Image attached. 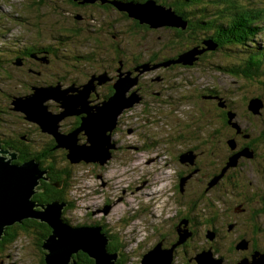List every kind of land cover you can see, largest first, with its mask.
I'll return each instance as SVG.
<instances>
[{
	"label": "rangeland",
	"instance_id": "obj_1",
	"mask_svg": "<svg viewBox=\"0 0 264 264\" xmlns=\"http://www.w3.org/2000/svg\"><path fill=\"white\" fill-rule=\"evenodd\" d=\"M67 1L68 0H0V54L4 56L3 59H1V65L8 68L7 60L14 57V55L17 54V51L27 48V45L30 43L47 45L51 50L58 48V54H70L69 52H71L70 55L73 56V51L75 53L90 51L94 38L89 37L96 35L95 39L100 38L102 44L93 51H97L99 54H105V56H107V54H111V47L109 44L111 40L114 43L117 41L122 42L124 40L125 23L129 24V22L120 19L119 15L114 10L101 11L91 5L80 8L72 6ZM153 1L154 0H151V2ZM262 1L264 0H235L239 6L253 4L258 8L264 7V4H260ZM116 2L120 5L119 8L121 9H125L128 3L124 0H117ZM216 5L221 6L222 4L219 0H205L199 4L198 8L199 10L205 8L208 13L213 14ZM76 16L81 18V20H75ZM190 16L192 18V15ZM193 18L200 23L205 21L198 11L194 12ZM107 25H113L112 27L115 29V32L110 30L109 33H107ZM200 29H204L203 26H200ZM69 31L71 33H69ZM169 33V31L163 29L157 30L154 39V34L152 35L151 46L154 45L153 40L161 46L163 42H166ZM59 35L69 36L68 40H70V43L67 45L66 43H56L55 38ZM205 36L206 35H202L200 37L203 38ZM258 39L264 41V34L255 38L256 41H259ZM116 46V44H113L112 48ZM152 48L154 51L157 50L154 46ZM177 48L178 46H175L166 50L171 51ZM226 48L228 51L221 49L214 55H210L209 59H207V57L204 58L201 63L203 68L201 69L182 70L174 74H167V81L163 84L154 85L150 83L149 79H147L146 84H150V88H145V90L142 88L141 92L145 103L143 105H137L130 113L123 116L121 121L128 127H132L134 123L139 122L138 125L136 124L133 126H137V130L143 128L152 134L154 138L150 139V142L154 141V144L150 145L147 142H143L146 147L141 148L143 149V152L137 153L134 150L132 152H125L124 155H119L118 159L109 166V171V168H107L101 172V174H104L105 176L104 181L106 182V185L104 187L101 186V180L92 179L94 176L89 178L83 176L89 168L84 170L83 168H73L71 170L73 176L70 180L71 185L69 188V201H72L73 209L70 212L71 217L69 218L73 219L75 222L81 223L85 213H88V215L85 216H88L86 221L89 222H92L91 220H96L97 218H102L103 220H101V222H107V224H114L117 221L114 226L115 229L112 225L111 228L114 232H117L119 236L123 237V242L125 244H131V246H133L134 240H143L142 238L147 232H155L157 234L163 233L164 235H162L166 237L168 242V238L173 240V235L169 232L174 223L173 217L178 214V211H187V209H185V204L187 207L189 205V202H187L186 198H183V195V197H179L178 194L175 195L174 192H172L173 184L178 182L174 177L175 168L173 167V162H169V160L171 161L174 157H177L179 153V149H175V147L180 144L185 145L183 148L193 146L191 142L195 140L198 143L201 142L198 145L200 149H202L200 146H203V144L205 146H210L211 143H213L212 147L221 150V139L226 133V129L223 127L221 123L222 121L219 117L220 112L217 111V109L215 110V105L201 100L200 97L203 96V94H207L204 90L211 87L215 88V91L220 96L228 100L232 109L237 114V120L240 123H243L247 127L248 132L253 136H256V132L259 133L264 128V107L261 110L262 115L259 118L249 119L246 110V103L252 97H259L264 102V87L260 84V81L256 79L254 82H251L252 80L249 81L243 78H236L223 73L214 67L215 65H220L229 68L235 66L238 62L242 64L243 60L246 59L242 52H231V50L237 51L238 49L234 50L229 46ZM121 53H125L127 59L131 61L132 58L141 56L143 49L131 46L130 43H121L118 47L117 54ZM170 54H172V52ZM102 61L103 60H101V62ZM63 62L64 60L61 57L55 59L53 64L55 70L63 68ZM115 68L116 67L113 65L112 73L114 76L117 74ZM100 71V74L98 73L97 77L105 79V74ZM145 71V69H142L135 79H138L139 75ZM162 72H164V70L159 68L155 72L146 74V77L163 76ZM10 73L13 80L9 81L10 85L7 86L5 90L9 92V95L26 94L28 90L20 87V83L15 82L14 78L16 75L12 69H10ZM113 75L109 74V76ZM28 76L30 75L27 73L18 75L17 79L29 82V78H27ZM164 76L166 77V72H164ZM123 78L127 79L125 76H123ZM93 80L94 79H91L87 83V89L95 87V84L93 85L92 82ZM35 81L37 80L34 78L31 79L33 84ZM1 83L2 79H0V86ZM126 83L127 86L124 84L121 89L125 96H130L133 92H136L137 94L139 93L135 88L137 84L131 82V80L126 81ZM160 89H162L160 98L151 95L153 92H161ZM130 90L134 91L130 93ZM85 93L86 91L82 90L81 94H74V96L77 95L76 97H78L77 99L72 100L77 104V110L87 109V98ZM171 93L175 95L184 94V100L179 105H177L176 99L174 98V101L176 102L175 110H177V112L174 110H167L168 101L173 99L170 95ZM31 95L33 96V93ZM69 95L71 96L73 94L69 91ZM0 98L1 101H4L3 98L7 100L3 95H0ZM37 99L40 100L41 97ZM46 100L47 102L48 100L54 102L51 97H48ZM62 109L63 111L60 113L63 114L65 109L63 107ZM95 110L96 109H94V111ZM143 111H146L149 116H144V114H142ZM175 112L177 115L173 118L172 116H174ZM18 113L24 112L17 110L14 111V113L11 112V114H3V119L6 118L5 122L12 127L11 130H16L18 127L20 121L18 118L20 115H18ZM166 113L171 116L169 118L170 120H175V131H177L179 135L184 136L183 140L169 146L170 153L173 151L169 156L167 151L164 150L166 147H162L158 138H166L162 134L164 126L160 123L159 118ZM119 115L120 113L116 116L105 115L104 117L107 118L103 121H107L102 124L100 130L105 129L108 123L110 124L107 126L110 128L116 121L115 118H118ZM39 116L41 119L43 117L44 120L49 122L48 128H51L55 122L58 124L60 122V117L61 119L64 118V116L52 118L51 116L45 115L42 110L39 111ZM188 118H190V120L193 118V123L190 125L187 124ZM85 119H87V116ZM143 119H147L146 122H144ZM20 124H22L21 121ZM122 132L125 133V130L121 129V133ZM10 133L11 132H9V134ZM134 136L136 135L134 134ZM119 139H122V141L126 139L127 141H130L129 143L136 141V138L133 136H122V134ZM71 140L70 145L73 146V139L71 138ZM106 142H108L107 139ZM162 143H165V141H162ZM99 144L102 145V142ZM108 147L110 146H107V148ZM255 147L258 151H255V158H253V160H244V167L242 168V172H240V176L242 177L243 175V177L246 178L247 185L243 184L246 186H243L240 191L234 192L233 194H227L225 195V198H223V202L227 203V206L223 209H226L230 214L229 222L235 223V228L229 233H226L225 231L227 229L226 225L223 226V228H220L221 232L223 231V234H225V238L221 241L222 243L219 244V251L223 256L226 253L228 244H236L241 241L239 238L241 233H247L248 236H254L252 233L256 227L259 229L256 236L259 239L264 238V213L262 211L264 209V144L257 142ZM222 152L225 157L228 156V150L222 149ZM150 159H152V161H149L150 164H147V161ZM201 165L203 166L204 163ZM85 167L90 166L85 165ZM203 168V170H205L206 166H203ZM186 170L187 168H185L182 173H185ZM90 171H92V168ZM91 174L94 173L91 172ZM183 176L185 175H181V177ZM142 181L146 184L141 191L137 192L134 186H141L142 183L140 182ZM86 185L92 187L87 189ZM248 185L251 189L248 188ZM92 189L94 190L92 191ZM209 189L210 188L206 189L207 191L205 192L207 193H205V195H213L211 192H215L218 188L214 190ZM227 189L231 190L230 187H227ZM190 190L198 192L199 189L191 188ZM253 191L260 196H252L251 194ZM222 194L225 193H219L216 196L220 197ZM103 199H105L107 203L112 202L109 206H106L108 211L114 205L109 214H105L106 212L104 213L101 209L95 211L97 204L101 205L104 201ZM259 202H261L260 205ZM241 205L245 208L249 207L252 210L255 209L256 211L261 207L258 211L261 212V215H257V219L252 217L250 220L246 215L241 217L234 216L233 212ZM142 206L144 209L141 212L135 211L136 209L141 210ZM212 208L218 209L217 203H213ZM201 209H204V206H201V203L198 202L197 210L200 211ZM94 211L95 215L92 216L91 213ZM131 214H134L135 216L131 218ZM161 222L164 228L158 227ZM164 222H167L169 226ZM129 223L131 224L129 225ZM218 224H220V220ZM71 227L75 228L78 226ZM32 240H34L33 236L28 237L25 234L20 235V238L15 243L7 246L6 249L0 253V264H2V262L3 264H36L38 253L36 252ZM192 243L193 246L198 248V250H201V243L198 242L197 239H194ZM204 252L206 253V250L202 251V253ZM187 256L192 257L191 251ZM185 257L186 256L182 252H179L176 258L177 263L184 264L182 258ZM230 257H234V259H230L234 261L235 253H231ZM213 258L215 259V257ZM137 259L138 255H134L131 257L130 263L128 264H131L134 261L136 262ZM168 263L167 258L158 261V264Z\"/></svg>",
	"mask_w": 264,
	"mask_h": 264
},
{
	"label": "flooded vegetation",
	"instance_id": "obj_2",
	"mask_svg": "<svg viewBox=\"0 0 264 264\" xmlns=\"http://www.w3.org/2000/svg\"><path fill=\"white\" fill-rule=\"evenodd\" d=\"M160 1V0H155ZM81 1L78 0V6L77 7H87L90 5H86L80 3ZM104 3V2H103ZM138 4L142 2H136ZM102 4V3H100ZM106 4V3H104ZM159 5V4H158ZM172 10V9H171ZM185 14V13H184ZM180 17V16H179ZM79 18V17H77ZM182 21L186 23L184 27V33H192V28H199L197 26V20L194 18H188L183 19L180 17ZM164 27V26H163ZM163 27L155 28L156 31L159 29H163L165 31H169V37L167 38L168 48L171 49L175 46H178L175 50H163V48L159 45V43L154 42V47L157 48V50L154 51L151 46L152 42V35L154 34L153 31H150V29H144L147 30V33H145V38L143 41L138 43L133 42V40H130V38L124 34V40L117 41L114 43L112 40L109 43L111 47V54H99L97 51H93L95 48H97V45H100L101 43L100 38H96L95 36H91L89 38H94L93 44L91 46L90 51H84V52H78L75 53L72 52L73 56L70 54H58L59 49L54 48V50H51L47 45H40L35 43H30L27 45V48H24L22 50H19V54H15L14 57L11 59H8L7 65L8 68H5L1 65L3 59V55L0 54V79H2V83L0 86V95H3L7 98L4 101L0 100V157L4 158L5 160L11 161V164L14 165H20L28 161H35L40 170L44 172V177L42 179H39L38 186L35 190V195H33V201L38 205L36 208L37 211H39L41 208V205H47L50 204V202H58L61 204L62 210H61V220H63L65 223L71 226H87L93 228H98L99 231H102L106 237H107V251L110 254L115 255L116 259L114 260L115 264H128L130 263L131 257L134 255H138V259L136 262H132L131 264H141V259L143 255L151 251L156 245L161 246L162 250H170L171 252V262L170 264H178L177 263V256L179 252H182L186 257L182 258L184 261V264H196L195 258L199 253L202 251H211L213 257L215 259H221L222 264H238L239 262L243 260H248L249 262L252 261V257L258 253L259 255L264 254V238L259 239L255 233H252L254 236H248L247 233H241L239 236L241 241H245L247 243V246L245 249H236V246L239 242L236 244H228L226 253L221 255L219 251V244H221L222 240L225 238V234H223V231L221 232L220 228H223V226L226 225L227 229L225 230L226 233L231 232L235 228V223L229 222L230 214L227 212L226 209H223L227 206L226 202H223V198H225V195L227 194H233L234 192L240 191L243 186L245 187L246 184V178L240 176V172H242V168L244 167V160L246 159H252L256 156V138H258L259 133L256 132V136H253L251 133L248 132L247 127L240 123L237 119L236 112L232 109L230 103L228 100L224 99L222 96H220L217 92L212 93L208 92V89L206 88L204 91L207 92V94H203L201 96V100L210 102L215 105V110L220 112L219 117L222 121L223 127L226 129L225 135L221 139V150L215 149L213 146V143H211L210 146H200L202 149L199 148V144L201 142H196L195 140L192 143L193 146H188L183 148L185 145L180 144L175 149H179V153L177 157H174L170 163L173 162V167L175 168L174 171V177L178 182L175 180V184L172 186V192H174L175 195H179V197L182 196L183 198H186L187 202H189V205L185 204V209L187 211L181 212L178 211V214H176L173 217V226L169 230L170 233L173 235V240L168 238L169 242L166 240V237H164L162 234H157L155 232L149 233L142 238L143 240L133 241V246L131 244H125L123 242V237L119 236L117 232H114L112 227L115 229V222L114 224H107V222L102 223V218H97L96 220H91L92 222L86 221L88 219V213H85L84 217L82 218L81 223L75 222L73 219L69 218L71 217L70 212L73 209L72 207V201H69V188L71 184H69L68 187L65 186V183H70V180L72 179L73 173L71 170L73 168H89V170L86 172V174H83L84 177L89 178L93 177L92 179L101 180V186L104 187L106 185L105 176L104 174H101V172L107 168L108 171L110 170V165L118 159L119 155H124L125 152L128 151H134L137 153L143 152L141 148H146L143 142H147L150 145L154 144L153 142H150V139H153V135L150 134L147 130L141 128L140 130H137V126L139 122L134 123L132 127H128L124 125V122L121 121V118L128 113H130L137 105H143L144 98L142 95V88L145 90L150 88V84H146L147 79L150 80V83L157 85V84H163L167 81V74H174L182 70H198L203 68L202 67V60L207 57L209 59V56L216 50H219V44L211 39H203V42L212 41L216 44L215 50H209L206 51L207 46L205 44H202L200 46L199 42L195 41L193 43V37L188 34H181L177 32L175 27H169L167 29ZM190 27V28H189ZM177 28H179L177 26ZM189 28V29H188ZM154 29V28H153ZM189 31H188V30ZM183 30V29H182ZM155 31V32H156ZM107 33H109L107 29ZM179 33V34H178ZM211 34V33H210ZM208 34V35H210ZM109 35V34H108ZM206 35V36H208ZM69 36L66 35H59L55 38V42L58 44L66 43L69 44L70 40H68ZM209 38V37H208ZM182 40L184 43V47L181 45V47L177 44L180 43L179 41ZM99 42V43H98ZM121 43H130L131 46L138 47L140 49H143V53H141V56L132 58L131 61L127 59L125 56V53L117 54L118 47ZM202 43V42H201ZM113 44H116L117 46L114 47L115 50H113ZM51 45V44H50ZM65 45V46H66ZM31 46L35 48L32 49L29 53V50L31 49ZM45 50H40V49ZM197 48L199 51H204L201 54L195 55V58L188 64H184L179 60V57H181L183 54L189 52L190 50ZM63 49V48H62ZM172 52V54H170ZM206 52V53H204ZM218 52V51H217ZM216 52V53H217ZM29 53V54H28ZM204 53V54H203ZM147 54V55H146ZM131 55V54H128ZM61 57L63 62V68L55 70L53 64L54 60ZM105 59V60H104ZM101 60H103L101 62ZM101 62V63H100ZM107 63V64H106ZM156 63V64H154ZM113 65L116 67V75H113ZM3 67V68H2ZM210 67V66H209ZM159 68L163 69L164 72H166V77L164 76H149L146 77V74H150L152 72L157 71ZM10 69L13 70L15 76V82L20 83V87L27 89L28 92L26 94H19V95H9V92L5 90L7 86H9V81L13 80L11 77ZM102 69V70H101ZM145 69L146 71L141 73L139 75L138 79H135V77L138 75V73ZM217 69V68H216ZM101 70V71H100ZM87 71V72H86ZM92 71H98V72H92ZM102 72L105 77V79H101L97 77L98 73ZM221 71V70H219ZM223 72V71H222ZM28 74L27 78H29V82L21 79H17L18 75L22 74ZM224 73V72H223ZM100 74V73H99ZM109 74H112L113 76H109ZM228 74V73H227ZM230 75V74H229ZM127 77V81L133 82L136 81L135 88L139 91L137 94L136 92H133L130 96H125L126 98L135 96L138 100V103H130L132 104L128 109L123 110L118 118H116V121L114 122L113 126L106 130V135L108 136V146H111L109 149V158L106 161H101V152L102 147L99 144L96 143L95 151L99 152V160H97L98 157L95 159H82L78 161L77 163L71 162L69 159V148L64 147L59 142L57 144V140L54 135L44 132L42 127L39 126L37 122L31 121L27 119V116L24 113H18L20 117V121L22 124H18V127L16 130H11L12 127L9 124H6L5 119H3V114H11V112L14 113V111H17L15 108V103L21 101H25L27 97H31L32 93L34 94L35 91L41 89V90H47L46 94L41 97L40 101H42V105L44 108H46L48 113H52L54 115H61L63 111L61 103L56 101L53 96L50 89L56 88L60 89L61 91H68L65 89H69V91L74 95L81 94V91H86V106L92 110V112H89L88 109L84 110H77L75 109L72 111L73 113L71 115L63 114L61 116H64L63 119L60 120V122L57 124V135L62 134L65 136H68L70 134H75L74 137L76 140V145L80 146L81 148H88L92 146V143L88 140V129L86 130L84 128V123L87 120H85V117H89L88 113H91L92 115H96L98 112L97 109L100 108L104 103L109 101L115 93L114 86L116 85L117 80L120 77ZM3 77V78H1ZM34 78L35 83L33 84L31 82V79ZM94 79L93 85L95 84V87H92L90 89H87V83ZM99 81H98V80ZM145 84V85H144ZM60 86V87H59ZM97 86V87H96ZM62 87V88H61ZM100 88V89H98ZM92 89V90H91ZM99 90V91H98ZM154 90V89H153ZM162 89H160L161 91ZM68 91V92H69ZM134 90H130V93ZM162 94L161 92H153L151 94L153 97L160 98ZM128 95V94H127ZM173 99L171 101H168V107L167 110H175L176 102L177 105H179L184 100V94H170ZM51 97L53 101L47 102V98ZM174 98L176 99V102L174 101ZM252 98H259V97H252ZM250 98V99H252ZM1 99V98H0ZM249 99V100H250ZM261 99V98H260ZM46 100V101H45ZM246 103V110L248 113L249 119L251 118H259L262 115V112L260 111V115H254L248 110V102ZM262 100V99H261ZM45 101V102H44ZM44 102V103H43ZM263 102V100H262ZM17 103V104H18ZM25 103V102H24ZM73 103V102H71ZM264 107V102H263ZM94 109H96L94 111ZM263 109V108H262ZM20 111V110H18ZM84 111V112H83ZM65 112V111H64ZM175 112L173 118L177 115ZM154 113V112H152ZM233 113L234 119L232 120L233 123H236V125L239 128V132L231 127L229 124V118L228 114ZM47 115V113H45ZM144 116H149L148 113L143 111ZM49 115V114H48ZM47 115V116H48ZM171 116L168 115V113L163 114L160 116V123L163 124L164 130L162 134L166 137L165 139L158 137L160 144L162 147H166L164 150L167 151L168 156L172 154L173 151L169 150V146L178 143L180 140H183L184 136L179 135L177 131L174 129L175 120H170ZM188 117V116H184ZM53 118V117H52ZM56 118V117H54ZM191 118V117H190ZM188 118L187 124L193 123V118L190 120ZM95 120V118H94ZM147 119H143L144 122H146ZM173 122V123H171ZM102 124L103 122L100 120V122H96ZM170 123V124H169ZM46 126V124L44 123ZM171 125V126H170ZM91 128H95L94 124L91 123ZM105 128V127H104ZM100 131V135H103V130H100V128H97ZM121 129L125 130V133H121ZM174 131H173V130ZM94 131V130H93ZM9 132H11L9 134ZM59 132V133H58ZM97 132V130H95ZM127 135V136H133L136 138V141H133L129 143L130 141H127L126 139L122 141V139H119L120 135ZM134 134L136 136H134ZM64 136V137H65ZM102 138V137H101ZM119 139V140H118ZM122 143H121V141ZM162 141H165V143H162ZM229 141H233L234 149H231L230 145L228 144ZM70 142V140L68 141ZM61 145V146H60ZM68 145V144H67ZM60 146V147H59ZM66 146V145H65ZM69 146V145H68ZM107 148V147H106ZM222 149L228 150V156L225 157ZM248 149L250 153V157H246L244 150ZM34 151H40L42 155L45 157V159L39 160L36 156L30 155L28 153L34 152ZM163 152V151H162ZM23 154V155H22ZM232 154V155H231ZM27 155V156H26ZM41 155V157H42ZM238 155L236 164L234 166L228 167L222 177L217 181L215 185L209 187V184L214 180V178L219 177L222 170L227 166L229 163V160L234 156ZM23 157L25 160L24 162L19 163L20 158ZM149 161H152V159L147 161V164H150ZM90 162V163H89ZM164 162V161H163ZM179 165H178V164ZM204 163L203 166H206L205 170H203V166L201 165ZM85 165H88L90 167H85ZM85 167V168H84ZM92 168V171L90 169ZM179 168V169H178ZM187 168L185 173H182L184 169ZM178 170V171H177ZM93 172L94 174H91ZM58 173V174H57ZM244 173V172H243ZM56 174V176H55ZM61 175L62 177L66 178L67 180H58L57 176ZM181 175H185L181 177ZM218 175V176H217ZM201 179V180H200ZM56 180V181H55ZM140 185H135V190L141 191L144 186L145 182ZM246 184V185H243ZM87 186V189L92 186ZM140 186V187H139ZM249 186V185H248ZM227 187H230L231 190L227 189ZM191 188H198V192L191 191ZM217 189L213 193V195H205L206 189ZM209 189V190H210ZM94 189H92L93 191ZM191 191V192H190ZM87 192V191H83ZM91 192V191H90ZM217 192V193H216ZM60 193L62 195V200L58 199L57 197L60 196ZM219 193H225L222 194L220 197H217L216 195ZM43 198V201L38 200L37 197ZM257 197H259V194H255ZM254 195V196H255ZM253 196V195H252ZM191 197V198H190ZM171 198V196H170ZM103 203L101 205L97 204L96 210H102L105 214H109L111 210L113 209L114 205L109 209V211L106 209V206H109L111 203H107L105 199H103ZM96 202V201H94ZM198 202L201 203V206H204V209H201L200 211L197 210V204ZM213 203H217V207L220 205L221 207L218 210H214L212 208ZM261 202H259V205ZM96 205V204H95ZM261 207H259L260 209ZM144 209V207H141V210L136 209V212H141ZM95 211L91 213L92 216L95 215ZM134 211V210H133ZM256 210H253L251 213H253V216L251 215V218L256 216ZM69 212V213H68ZM247 212V208L243 207L241 205L239 208L235 209L233 212L234 216L239 217L240 214H243ZM255 212V213H254ZM236 213V215H235ZM135 215L131 214V218H133ZM215 216V218H213ZM215 219L214 221H210V219ZM239 219V218H237ZM29 221H33L35 223V226L30 230V236H33L35 239V243L41 239L42 232L44 231V226L46 223L40 222L35 219H28ZM220 220V224L219 223ZM27 221V220H26ZM24 222V221H23ZM166 223L167 226H169ZM228 223V224H227ZM131 223H129L130 225ZM232 227L229 229V227ZM158 227L164 228L162 222ZM239 228V227H238ZM187 231L190 233L189 237L180 245L175 246V244L179 240V232L181 231ZM101 233V232H100ZM167 233V232H166ZM212 233L213 238L212 241L208 240V234ZM212 237V235H211ZM194 239H197L198 242L201 243V250H198L195 246H193ZM112 244V247H111ZM175 246V247H174ZM39 247V245H38ZM40 249L42 250L41 246ZM38 250V260L36 264H40V251ZM36 250V252H37ZM43 251V250H42ZM191 251L192 257H188L187 255ZM44 252V251H43ZM83 252V251H79ZM74 253L70 258V263L74 262L75 264H85V262H89L88 259H85V255L82 253ZM231 253H235V260L232 261L230 259H234V257H230ZM220 254V255H219ZM228 258V259H227ZM91 260V259H90ZM3 264V262H2Z\"/></svg>",
	"mask_w": 264,
	"mask_h": 264
},
{
	"label": "water",
	"instance_id": "obj_3",
	"mask_svg": "<svg viewBox=\"0 0 264 264\" xmlns=\"http://www.w3.org/2000/svg\"><path fill=\"white\" fill-rule=\"evenodd\" d=\"M82 4L85 3H95L100 1V3H108V0H80ZM104 2V3H103ZM120 7L117 2L109 1ZM138 8V9H137ZM131 17L140 20L142 23L148 24L151 28H158L163 26L168 27H182L184 28L186 23L182 21L180 17H177L174 12L163 6L157 5L154 1H147L143 4L129 2L125 9ZM207 46V50H215L216 44L212 41H207L204 43ZM203 50H198L196 48L190 50L189 52L183 54L179 57V60L184 64L190 63L195 55L201 54ZM128 80V79H127ZM123 77H120L116 85L114 86L115 93L114 96L104 103L100 108L97 109L96 115L89 114L87 117V123L85 121L84 128H88V140L92 143L91 147L81 148L76 145L75 134H70L65 136L62 134L57 135V124H53L51 128H48L49 122L44 120V118L39 116V111L42 110L43 113H47L51 117H60L61 115H54L48 113L46 108L43 107L42 101L37 98L43 97L46 94L47 90H37L31 97H27L25 101L16 102L15 108L24 112L27 116V119L37 122L39 126L42 127L44 132H48L55 136L57 142H59L64 147L69 148V159L73 163H77L82 159H95L99 160V152L95 151L96 143L102 142V152H101V161H105L109 158V149L105 148L109 144L108 136L106 135V130L109 129L106 125L105 130H103V135H100V131L97 128H101L100 120L104 123L107 120L103 121L105 115L116 116L118 113H121L124 109L129 108L132 104L135 103L137 98L133 95L126 98L121 91L124 84L127 86V81ZM133 83H136L134 80ZM53 98L61 103L62 107L65 109L63 114L71 115L77 109V104L72 101L77 99V95H69L68 91H61L60 89L52 88ZM120 91V92H119ZM56 92V93H53ZM45 93V94H44ZM81 96V95H78ZM71 101L73 103H71ZM25 102V103H24ZM18 103V104H17ZM248 110L254 115H260V111L263 108V102L260 98H252L248 102ZM89 112H92L91 109L87 107ZM113 111V112H112ZM111 113V114H110ZM62 114V115H63ZM46 115V114H45ZM95 118V120H94ZM229 124L231 127L235 128L238 132L240 131L236 123H233L234 114L229 113ZM116 119V118H115ZM61 120V117H60ZM115 121V120H114ZM46 124V126L44 125ZM91 123L94 124L95 128H91ZM114 124V123H113ZM111 125V127L113 126ZM110 127V128H111ZM48 128V129H47ZM94 130V131H93ZM97 130V132H95ZM59 133V132H58ZM65 136V137H64ZM102 136V138H101ZM73 139V146L70 145L69 140ZM69 146H68V145ZM231 149H234L233 141H229ZM60 145V146H61ZM66 145V146H65ZM59 146V147H60ZM246 157H250L248 149L244 150ZM94 154V155H93ZM238 155H234L230 160L227 166L222 170L219 177L214 178L209 184V187H212L217 183V181L222 177L224 172L228 167L236 164ZM44 172L40 170L38 164L35 161H28L20 165L11 164V161L5 160L3 157H0V239L3 237L5 229L13 226L16 223H21L25 219H35L40 222L46 223L52 230L51 234L44 240L42 249L46 252L45 254V263L46 264H70V258L74 253L78 251H83L89 257L95 260V264H115L114 260L116 259L115 255L107 253L106 244L107 238L100 233L97 228L91 227H71L63 220H61V210L62 205L58 202L50 203L47 205H41L39 211L36 210L38 205L32 200L33 195L35 194V188L39 184L38 180L42 179ZM232 228L231 226L229 229ZM187 231L183 230L179 232V241L175 244H182L190 235ZM212 235V237H211ZM213 234H208V239L212 240ZM174 246V247H175ZM247 243L243 240L240 241L236 249H245ZM171 252L170 250H162L161 246L156 245L151 251L143 255L141 259V264H158V261L163 260L164 258L168 259V264L171 262ZM208 253V254H207ZM207 256V257H206ZM197 264H222L221 259H214L211 251H206V253H199L195 258ZM208 261V262H207ZM71 264H75L72 262ZM238 264H264V254L259 255L256 253L252 257V261L243 260Z\"/></svg>",
	"mask_w": 264,
	"mask_h": 264
},
{
	"label": "trees",
	"instance_id": "obj_4",
	"mask_svg": "<svg viewBox=\"0 0 264 264\" xmlns=\"http://www.w3.org/2000/svg\"><path fill=\"white\" fill-rule=\"evenodd\" d=\"M109 1L111 0H108L107 1L108 3L106 4H100V1H97L95 3H86V5H91L101 11L114 10L119 15L120 19H122L123 21H127L129 22V24H131L129 25L125 23L124 32L130 38V40H133V42L136 41L135 43H138V41L139 42L143 41L145 38V33H147V30H144V29H147V28L150 29V31L154 32V35H153V39H154L156 29H153L148 24L142 23L140 20L131 17L127 11L117 7L116 4L109 2ZM116 1L117 0H113V2H116ZM124 1H127L128 3L129 2H133V3L142 2L143 3V2H147L151 0H124ZM202 1H205V0H160L158 2L154 0V2L157 5L159 4L160 6H163L165 8L172 9V11L177 17L180 16L183 19L191 18L190 15H192V18H193L194 12L198 11V13H200L201 16L205 19V21L203 23L202 22L200 23L198 21L197 26H199V28L200 26H203L204 29L201 30L195 27H191L192 33L189 34V33H184L185 32L184 28L175 27L177 29L176 31L181 34H188L192 36L194 39L193 43L197 41L199 42L200 46L204 44L203 39L214 40L215 42L219 44L220 48L219 50H216L213 53H209L212 55H214L217 51L219 52L221 49L228 51V49L226 48L227 46H229L231 49H234V50L238 49L237 51L231 50V52L244 53L246 59L243 60L242 64L238 62L235 66L229 67V68L220 66V65L219 66L215 65L214 67L236 78H243L249 81L252 80L251 82H254L257 79L260 81V84L264 87V41H260L259 39H258L259 41L255 40L257 36L264 34V7L258 8V7H255L253 4H248L247 6H244V5L239 6L235 2V0H219L222 5L221 6L216 5L215 12L213 14H210L205 10V8H202L203 10H199L198 6L199 4H201ZM67 2L71 4L72 6H75V7L78 6V0H68ZM260 4H264V1L260 2ZM77 17L78 16L75 17V20L77 21L81 20V18H77ZM112 26L113 25H107V29L108 31L111 30L115 32V29ZM163 28L167 29L169 27L164 26ZM69 33L71 32L69 31ZM209 33L211 34L208 35ZM202 35H208V36H205L202 38L200 37ZM179 42L180 43L177 42V44L180 47L181 45L184 47V43L182 42V40H180ZM99 44L101 45L102 43H99ZM100 45H97V47H99ZM161 46L163 50L166 51V49L168 48L167 40L166 42H163ZM32 49L35 50V48L31 46L29 53ZM40 50H45V49L41 48ZM113 50H115V48H113ZM16 53L19 54V52H16ZM208 90H209L208 92L216 93L215 88H211ZM0 127H1V123H0ZM256 141L260 142L261 144H264V128L259 132V136L258 138H256ZM28 154L36 156L39 160L45 159V157L42 155L40 151H34ZM25 160L23 159V157H21L19 163L24 162ZM57 179L67 180L61 175H58ZM69 184L70 183L66 182L65 186L67 185L66 187H68ZM248 188L251 189L250 186H248ZM255 194L256 192L253 191L251 195L254 196ZM37 198L40 201H43V199H45V197L41 198L40 195ZM57 198L62 200L61 193H60V196ZM54 202L55 201L50 202V203H54ZM220 207L221 206L219 205L218 209ZM218 209H214V210L216 211ZM259 210L260 209L258 208L257 211H255L256 216L259 214L261 215V212H258ZM252 211L253 210L248 207L247 212H245L244 214H240L239 217L246 215L247 218L250 220L251 215L253 216V213H251ZM262 211L264 213V209ZM256 216H254L255 219H257ZM213 218H215V216H213ZM213 218H211L210 221H214L215 219ZM23 221L21 223H16L13 226L5 229L4 235L0 239V253H2L4 249H6L7 246H10L11 244L15 243L20 238V235L25 234L28 237L32 235L30 234V230L35 226V223L33 221H29L28 219H25ZM43 226H44V231L41 230L43 235L41 239L37 242L38 244L35 243L36 242L35 239L32 240V242H34L33 245L35 246L36 250L39 249L40 251L39 253L40 254L39 259L41 261L40 264H46L45 258H44L46 252L42 249L44 251L43 252L40 249V246L42 248L44 240L52 232V230L47 224ZM258 231L259 229L255 227V230L253 231V233L256 234L258 233ZM100 232L106 237V235L102 231ZM208 240L212 241L210 239ZM107 247L108 245L106 244V250H107ZM111 247H112V244H111ZM37 253H38V250H37ZM79 253L84 254L85 255L84 257L86 260L88 259L89 262H85V264H95V260L89 257L86 253L84 252H79ZM107 253L109 252L107 251Z\"/></svg>",
	"mask_w": 264,
	"mask_h": 264
},
{
	"label": "bare ground",
	"instance_id": "obj_5",
	"mask_svg": "<svg viewBox=\"0 0 264 264\" xmlns=\"http://www.w3.org/2000/svg\"><path fill=\"white\" fill-rule=\"evenodd\" d=\"M136 101H137V100H136ZM136 101H135V103H138V101H137V102H136ZM127 109H128V108H127ZM124 110H125V109H124ZM122 113H123V112H122ZM106 162H107V161H106ZM89 163H90V162H89ZM78 227H79V226H78ZM158 244H159V243H158Z\"/></svg>",
	"mask_w": 264,
	"mask_h": 264
}]
</instances>
